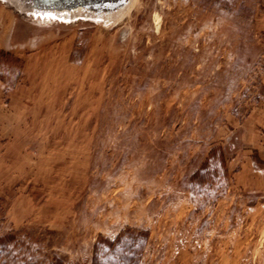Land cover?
Returning a JSON list of instances; mask_svg holds the SVG:
<instances>
[{
    "label": "rangeland",
    "instance_id": "rangeland-1",
    "mask_svg": "<svg viewBox=\"0 0 264 264\" xmlns=\"http://www.w3.org/2000/svg\"><path fill=\"white\" fill-rule=\"evenodd\" d=\"M106 1L0 0V264H264V0Z\"/></svg>",
    "mask_w": 264,
    "mask_h": 264
},
{
    "label": "trees",
    "instance_id": "trees-1",
    "mask_svg": "<svg viewBox=\"0 0 264 264\" xmlns=\"http://www.w3.org/2000/svg\"><path fill=\"white\" fill-rule=\"evenodd\" d=\"M221 156H224L223 150ZM206 168L191 177L192 184L204 185L209 179ZM150 234L145 229L127 227L115 238L100 236L94 245L91 264H140ZM64 264V259L57 260Z\"/></svg>",
    "mask_w": 264,
    "mask_h": 264
},
{
    "label": "water",
    "instance_id": "water-1",
    "mask_svg": "<svg viewBox=\"0 0 264 264\" xmlns=\"http://www.w3.org/2000/svg\"><path fill=\"white\" fill-rule=\"evenodd\" d=\"M45 3L43 6H52V7H87L89 6L90 2H93L95 0H42ZM126 0H107L105 3V9L110 10L108 8L113 6H122Z\"/></svg>",
    "mask_w": 264,
    "mask_h": 264
},
{
    "label": "bare ground",
    "instance_id": "bare-ground-1",
    "mask_svg": "<svg viewBox=\"0 0 264 264\" xmlns=\"http://www.w3.org/2000/svg\"><path fill=\"white\" fill-rule=\"evenodd\" d=\"M14 1H15V0H14ZM20 1H24V0H20ZM16 3H17V2H16ZM54 8H55V7H54ZM80 8L83 9V7H79V6H78V8H76L75 10H79V11H80V10H81ZM54 11L58 13L57 10H54ZM64 13H67V14H68L69 12H68L67 10H65ZM124 14H125V13H124Z\"/></svg>",
    "mask_w": 264,
    "mask_h": 264
},
{
    "label": "snow or ice",
    "instance_id": "snow-or-ice-1",
    "mask_svg": "<svg viewBox=\"0 0 264 264\" xmlns=\"http://www.w3.org/2000/svg\"><path fill=\"white\" fill-rule=\"evenodd\" d=\"M49 19H54L55 17H48Z\"/></svg>",
    "mask_w": 264,
    "mask_h": 264
}]
</instances>
